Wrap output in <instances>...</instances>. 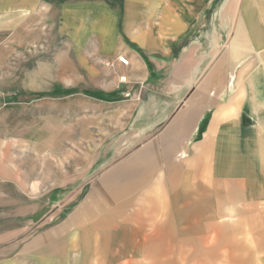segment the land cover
<instances>
[{
  "label": "rangeland",
  "instance_id": "374dc122",
  "mask_svg": "<svg viewBox=\"0 0 264 264\" xmlns=\"http://www.w3.org/2000/svg\"><path fill=\"white\" fill-rule=\"evenodd\" d=\"M71 1L0 0V264H97L101 257L110 264L120 259L151 264L145 258L149 244H134L132 231L125 232L128 243L105 246L104 255L87 258L79 246H71L81 236L79 230L63 229L86 200L95 208L93 221L100 224L93 230L98 243H103L102 231H108L102 222L140 220L135 205L110 214L127 185L135 188L134 203L142 191L133 172L122 173L131 181H114L116 175L110 172L146 143L139 110L143 87L105 85V62L110 58L91 52L99 53L97 44L72 20ZM252 1L264 6V0H142L141 6L137 0H116L115 4L124 17L173 14L195 23L200 15L192 29V40L198 43L190 73L171 91L174 100H185L208 91L215 78L223 79L225 89L230 72L240 74L247 65L251 66L245 78L264 73V39L253 55L230 48L240 28L251 50L247 10ZM113 35V41L121 43L117 28ZM187 42L182 38L176 46ZM233 61L239 62L232 70ZM151 231L143 227V238ZM116 232L123 237L122 229ZM174 248L180 255V247ZM133 255L145 259L133 262Z\"/></svg>",
  "mask_w": 264,
  "mask_h": 264
},
{
  "label": "crops",
  "instance_id": "0c3cea01",
  "mask_svg": "<svg viewBox=\"0 0 264 264\" xmlns=\"http://www.w3.org/2000/svg\"><path fill=\"white\" fill-rule=\"evenodd\" d=\"M102 1L97 7L94 0H73L70 16L86 38L91 36L93 44L95 39L99 53H92L110 58L107 61H115L118 55L128 58L129 66L115 62L110 68L105 64V85L143 87L139 110L146 143L110 172L116 175L114 181H131L122 173L133 172L142 190L134 203L135 188L127 185L110 214L135 205L134 214L140 220H104L108 231H102L103 243H98L93 230L100 224L93 221L95 208L86 200L63 228L81 234L71 246H79L87 258L100 257L105 246L128 243L125 232L129 230L134 244H149V257L145 258L151 264H264V73L245 78L251 66L247 65L240 74L231 71L230 82L221 89L223 79L215 78L214 71L208 91L174 100L171 91L190 73L197 41L192 40V29L200 22V15L195 23L173 14L124 17L117 13L116 0ZM137 4L141 6L142 0ZM247 20L251 50L240 28L230 48L253 55L263 44L264 6L252 1ZM115 28L121 33V43L113 41ZM187 36L188 42L178 45L179 53L173 59L176 44ZM238 62L231 63L232 70ZM120 76H125L126 82L121 83ZM177 105L179 110L171 117ZM143 227L152 230L144 238ZM117 229H122V238ZM174 247H180V255ZM145 258L133 255L130 260L141 262ZM124 261L114 263L129 264ZM97 264L110 262L101 257Z\"/></svg>",
  "mask_w": 264,
  "mask_h": 264
},
{
  "label": "built area",
  "instance_id": "2783aa9c",
  "mask_svg": "<svg viewBox=\"0 0 264 264\" xmlns=\"http://www.w3.org/2000/svg\"><path fill=\"white\" fill-rule=\"evenodd\" d=\"M115 62L119 63V64H121L123 66H129V60L124 55H119V56L116 57L115 61H107L105 64H106V66H108L110 68H113L114 65H115ZM119 81L121 83L126 82V77L125 76H120L119 77Z\"/></svg>",
  "mask_w": 264,
  "mask_h": 264
},
{
  "label": "trees",
  "instance_id": "16d2710c",
  "mask_svg": "<svg viewBox=\"0 0 264 264\" xmlns=\"http://www.w3.org/2000/svg\"><path fill=\"white\" fill-rule=\"evenodd\" d=\"M188 39H189V36H187V37L185 38L186 41H188ZM179 49H180V47H178V45H177V46L175 47L174 52H173V55H172V58H173V59H175V58L177 57V55H178V53H179Z\"/></svg>",
  "mask_w": 264,
  "mask_h": 264
}]
</instances>
